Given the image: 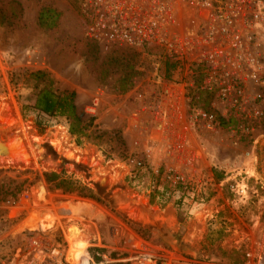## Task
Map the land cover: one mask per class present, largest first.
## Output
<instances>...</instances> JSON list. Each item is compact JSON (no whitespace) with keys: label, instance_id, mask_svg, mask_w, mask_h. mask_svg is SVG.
<instances>
[{"label":"rangeland","instance_id":"obj_1","mask_svg":"<svg viewBox=\"0 0 264 264\" xmlns=\"http://www.w3.org/2000/svg\"><path fill=\"white\" fill-rule=\"evenodd\" d=\"M44 9L57 15L50 28L38 25ZM36 71L54 90L74 93L77 110L94 119L91 138L104 133L100 146L90 138L76 146L62 118L31 109L34 91L25 80ZM202 78L200 67L159 46L91 39L76 0H0V112L9 111L0 116V141L12 157L27 160L16 168L0 164V264H45L53 255L67 264L69 242L82 244L78 254L92 264H127L142 254L155 264H210L203 251L210 245L240 249L246 264H264V103L246 81L237 121L217 90L201 89ZM195 110L211 114V125L195 121ZM115 132L129 158L106 161L101 153L120 151L107 141ZM56 155L75 164L65 174L83 181L79 169L86 170L110 193L113 208L48 190L41 174L60 171ZM136 163L179 178L164 206L149 203L148 179L126 186ZM24 180L31 185L11 199ZM216 230L226 237L217 242Z\"/></svg>","mask_w":264,"mask_h":264},{"label":"built area","instance_id":"obj_2","mask_svg":"<svg viewBox=\"0 0 264 264\" xmlns=\"http://www.w3.org/2000/svg\"><path fill=\"white\" fill-rule=\"evenodd\" d=\"M76 1L91 39L136 48L159 46L169 58L200 67L201 89L207 93L217 90L237 121L243 118L246 81L254 88L258 105L264 103V4L260 0ZM182 98L178 92L176 107ZM165 112L163 117L167 118ZM193 118L207 127L212 123V115L201 111L195 110ZM237 129L247 131L243 125ZM178 140L176 153L183 143ZM83 256L85 261L72 264H92ZM36 262L29 264H41L38 259ZM127 264L155 262L142 254L128 259Z\"/></svg>","mask_w":264,"mask_h":264},{"label":"trees","instance_id":"obj_3","mask_svg":"<svg viewBox=\"0 0 264 264\" xmlns=\"http://www.w3.org/2000/svg\"><path fill=\"white\" fill-rule=\"evenodd\" d=\"M56 14L52 10H41L38 14V25L42 28H50L54 25ZM26 83L30 84L33 92V104L31 109L47 118H62L66 124L67 134L75 138V145L81 146L83 141L89 138L94 140L95 146H100V138L104 133L98 137L90 136V129L93 127V118H85L80 113L74 103V93L68 91H56L52 88V80L47 74L41 71L29 73L27 75ZM8 108L2 109L0 116L8 115ZM38 125V124H37ZM94 133V132H92ZM112 136L107 140L114 148L120 149L118 153H101L104 159L111 160L114 156L117 159L124 160L129 156L126 153L125 144L118 133H110ZM23 162V161H22ZM7 163L8 167H18L19 163L14 160L0 159V164ZM137 170L133 178L125 177L124 182L128 188L132 187V182L137 181L138 184H144L141 178L148 179L150 183L151 194L148 195L149 203L157 202L164 206L171 198L174 189L177 187L179 181L175 180V175L172 173H165L162 167H159L155 172L145 165L136 163ZM6 166V165H5ZM139 167H142L140 169ZM143 170V171H141ZM83 173V181L75 178L73 175H67L63 171L43 172L41 174L42 182L46 185L48 190L57 191L62 195L75 196L77 198L86 199L95 203L101 204L104 207L113 208V202L110 193L105 188L89 180L86 170L79 169ZM27 180L22 181L17 186L14 193H10L11 199H14L21 191L26 190L31 184ZM23 184H26L23 186ZM174 204H177L174 203ZM222 230H216L213 233L219 239L226 237ZM211 240L214 243L216 240ZM209 243V244H210ZM206 256V262L210 264H246V254L240 249L222 250L218 246L210 245V247L203 250Z\"/></svg>","mask_w":264,"mask_h":264},{"label":"bare ground","instance_id":"obj_4","mask_svg":"<svg viewBox=\"0 0 264 264\" xmlns=\"http://www.w3.org/2000/svg\"><path fill=\"white\" fill-rule=\"evenodd\" d=\"M44 158V157H43ZM8 160H14V161H20V162H22V161H27V160H24V159H22V158H17V157H12L11 156V158H9ZM71 160V159H70ZM46 161V160H45ZM22 163H24V162H22ZM78 165V164H77ZM52 166H54V165H52ZM46 168V167H45ZM89 175V174H88ZM126 210H127V214L129 215V216H134V211L132 210V207H126ZM136 214H137V212H136ZM135 214V215H136ZM74 229V228H73ZM72 233V232H71ZM80 236V235H79ZM79 236H78V239H79ZM82 237V236H81ZM80 237V238H81ZM72 241V240H71ZM81 241V240H80ZM86 246V245H85ZM79 247L81 248L82 247V244H79V243H73V242H69L68 243V246H67V253H66V257L68 258V260H69V263L70 264H72V263H75V262H77V263H80V262H83V261H85L84 260V256H83V254H81V253H79L78 254V252H79ZM55 252V251H54ZM57 252V251H56ZM55 252V254H57ZM59 253V252H58ZM61 253V252H60ZM78 254V255H77ZM53 257H54V259L52 260H46L45 262H47V263H45V264H58L57 263V259L58 258H60V257H55L54 255H53ZM40 260V258L38 259V262H40L39 261ZM67 260V259H66ZM44 262V261H43Z\"/></svg>","mask_w":264,"mask_h":264},{"label":"water","instance_id":"obj_5","mask_svg":"<svg viewBox=\"0 0 264 264\" xmlns=\"http://www.w3.org/2000/svg\"><path fill=\"white\" fill-rule=\"evenodd\" d=\"M11 156L12 154L10 153V151H8L3 145V143L0 141V159H9L11 158ZM53 162L55 166L59 168L60 171L66 170V169L71 170L75 168V164L73 162L67 161L63 159L62 157H60L59 155H56L53 158Z\"/></svg>","mask_w":264,"mask_h":264}]
</instances>
